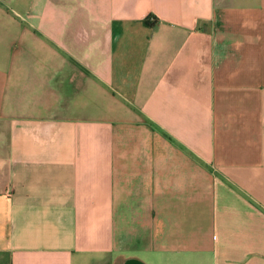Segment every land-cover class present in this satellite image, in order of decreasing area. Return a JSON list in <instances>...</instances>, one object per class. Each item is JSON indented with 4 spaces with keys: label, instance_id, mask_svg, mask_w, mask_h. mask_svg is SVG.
Masks as SVG:
<instances>
[{
    "label": "crops",
    "instance_id": "0c3cea01",
    "mask_svg": "<svg viewBox=\"0 0 264 264\" xmlns=\"http://www.w3.org/2000/svg\"><path fill=\"white\" fill-rule=\"evenodd\" d=\"M6 1L0 264H264V0Z\"/></svg>",
    "mask_w": 264,
    "mask_h": 264
},
{
    "label": "rangeland",
    "instance_id": "374dc122",
    "mask_svg": "<svg viewBox=\"0 0 264 264\" xmlns=\"http://www.w3.org/2000/svg\"><path fill=\"white\" fill-rule=\"evenodd\" d=\"M6 3L9 7L11 16L17 17L18 15H23V17L27 19H33L35 17L33 10L34 0H7ZM24 5H26V7Z\"/></svg>",
    "mask_w": 264,
    "mask_h": 264
}]
</instances>
